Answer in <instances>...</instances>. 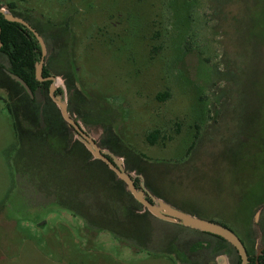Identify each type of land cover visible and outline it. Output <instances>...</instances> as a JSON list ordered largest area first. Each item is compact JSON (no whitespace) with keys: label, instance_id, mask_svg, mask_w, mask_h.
<instances>
[{"label":"rangeland","instance_id":"obj_1","mask_svg":"<svg viewBox=\"0 0 264 264\" xmlns=\"http://www.w3.org/2000/svg\"><path fill=\"white\" fill-rule=\"evenodd\" d=\"M0 7L42 35L44 67L59 80L55 94L147 195L227 226L257 254L264 245V0H0ZM0 65H10L3 53ZM46 95L37 88L34 106L43 108ZM7 101L0 88V264L237 259L228 241L140 207L93 155L108 187L101 192L85 177V199L80 175L53 176L62 160L32 145L17 150ZM20 108L23 127H49L41 113ZM57 132L56 147L79 139L67 125Z\"/></svg>","mask_w":264,"mask_h":264},{"label":"trees","instance_id":"obj_2","mask_svg":"<svg viewBox=\"0 0 264 264\" xmlns=\"http://www.w3.org/2000/svg\"><path fill=\"white\" fill-rule=\"evenodd\" d=\"M0 44V53H3L8 57L10 64L9 67H2L0 65V73L4 78V80H0V88L8 90L7 106L9 107L10 112H12L14 115V125L19 139L17 150L23 152L27 149V147L32 145L34 151L40 150L39 153L50 155V159L54 160V162H60L62 160L63 165L55 167L56 172H53V176H58L59 178H57L60 180L61 173L64 171L70 175H80V183L83 186V189L79 191V194H84V197L86 196L85 190H87V188H85V185L87 184V179L94 180L95 183H97L94 185L96 188H98V186L101 188L103 185L104 187H102V190L99 191H104V188L105 191H107V180L104 181V184H101L98 177H96V173L98 174L100 172L96 171L95 166H93L92 162L89 160L92 154L84 147L82 142L77 140L73 148H69V146L66 144L56 147L54 144L55 140L63 141V139L59 138L57 131L61 130V128L67 125V123L62 118L60 110L52 101L50 96L46 95L48 101L44 104L43 108H39L38 106L35 107L34 105L37 103L36 97L31 98L21 83L14 80L5 70L7 69L9 72L24 79L31 87L34 94L39 87L49 94L48 91L51 81L41 82L37 80L35 75V63L41 57V47L34 34L26 26L18 22L8 21L5 19L4 15L0 13ZM43 75L49 76V69L46 66L44 67ZM66 85L69 90L73 89V83H71V81H67ZM16 89H20L24 93L23 98L17 99L15 97L17 92ZM20 107L30 108L31 114L34 115L36 113H41L43 118L48 120L49 127L36 130L23 127L18 118V110L21 109ZM158 133L159 131L157 130L150 133L149 139L154 142ZM34 146H36L38 149L34 148ZM109 148L112 149V147ZM21 154L23 155V153ZM98 163L101 165V168H103L102 166L106 167L109 173H111L113 176H116L115 173L109 169V167L103 161L98 160ZM85 177L89 178L86 179ZM71 179H73V177H71ZM71 179L67 181L66 184H70ZM117 183H119V186H123L125 188V183L122 180L117 179ZM115 193L119 192L113 190V195L116 198L117 195ZM138 205L140 207L142 206L139 203ZM128 212L135 217V213L132 211V209L129 208ZM262 257L263 256H261V261ZM238 258L240 257L238 256ZM249 264H255V259L251 258V262Z\"/></svg>","mask_w":264,"mask_h":264},{"label":"water","instance_id":"obj_3","mask_svg":"<svg viewBox=\"0 0 264 264\" xmlns=\"http://www.w3.org/2000/svg\"><path fill=\"white\" fill-rule=\"evenodd\" d=\"M0 13L3 14L5 19H7L8 21L21 23L34 34L41 47V57L35 63V75L37 80L41 82L48 80L51 81L49 87V96L52 101L57 105L64 121L69 127L74 129V132L77 133L79 137L78 140L85 145V147L93 155V157L95 159H99L105 162L108 167L117 175L118 179L122 180L125 183L126 190L131 193L134 199L139 204H141L146 211L150 212L152 215L158 218L172 222L179 221L184 226L221 236L222 238L230 242L234 247H236L241 256L242 264H249L250 260L247 249L240 237L233 230L220 223L203 219L196 215H192L190 213L182 211L172 206L163 199H156L151 193L147 195L143 184L142 188L136 186L134 178L130 173L125 170L122 161L110 151L103 150L98 145L96 140H94V138H92L88 133L85 132V129L82 124L71 116L68 108V102L63 99L60 95L55 94L59 81L58 77L55 75H43L45 58L47 55V45L42 35L24 18L15 15L10 11H7L2 7H0ZM5 70L14 80L21 83V85L25 88L31 98L35 97L33 90L24 79L9 72L7 69ZM220 264L227 263L221 262Z\"/></svg>","mask_w":264,"mask_h":264},{"label":"flooded vegetation","instance_id":"obj_4","mask_svg":"<svg viewBox=\"0 0 264 264\" xmlns=\"http://www.w3.org/2000/svg\"><path fill=\"white\" fill-rule=\"evenodd\" d=\"M49 81V80H48ZM56 92V91H55ZM48 93H49V91H48ZM68 126V125H67ZM69 127V126H68ZM71 130H73L74 131V129L73 128H71V127H69ZM85 132L86 133H88L86 130H85ZM112 159V158H111ZM99 160V159H98ZM102 161V160H101ZM105 163V162H104ZM106 164V163H105ZM107 165V164H106ZM108 166V165H107ZM110 169V168H109ZM125 170L127 171V169L125 168ZM116 175V174H115ZM116 177H117V175H116ZM118 178V177H117ZM134 182H135V184H136V186L137 187H139L140 188V185H138V183H137V180L134 178ZM225 226V225H224ZM209 233V232H208ZM210 234H212V233H210ZM213 235H215V234H213ZM215 236H217V237H220V238H222L221 236H218V235H215ZM240 237V236H239ZM224 241H227V240H225L224 238H222ZM240 239L242 240V242L244 243V245H245V247H246V249H247V252H248V255H249V260H250V262H251V258H254L255 259V264H264V245L257 251V254L253 257L252 255H251V252H250V250H249V248H248V246H247V244H246V242L244 241V239H242L241 237H240ZM230 243V242H229ZM231 244V243H230ZM232 245V244H231ZM232 247H233V249L237 252V259L233 262L232 260H231V264H242V259H241V256H240V254H239V252H238V250L236 249V247H234L233 245H232ZM261 250V251H260ZM197 251V250H196ZM195 250H191V251H189V254L192 256H196V255H198L197 254V252H196ZM259 251H260V253H259ZM224 255H221V256H219L220 257V262L218 263V264H220L221 262H226L227 264H229L227 261H225V259H224V257H223ZM238 256L240 257V258H238ZM261 256H263L262 257V261H261ZM202 257L204 258L205 257V255L203 254L202 255ZM239 259H240V263H239ZM249 262V263H250Z\"/></svg>","mask_w":264,"mask_h":264}]
</instances>
